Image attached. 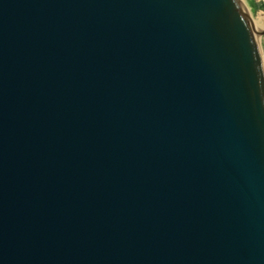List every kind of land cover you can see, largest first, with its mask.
Wrapping results in <instances>:
<instances>
[{
    "label": "water",
    "instance_id": "obj_1",
    "mask_svg": "<svg viewBox=\"0 0 264 264\" xmlns=\"http://www.w3.org/2000/svg\"><path fill=\"white\" fill-rule=\"evenodd\" d=\"M240 0H0V264H264V64Z\"/></svg>",
    "mask_w": 264,
    "mask_h": 264
},
{
    "label": "rangeland",
    "instance_id": "obj_2",
    "mask_svg": "<svg viewBox=\"0 0 264 264\" xmlns=\"http://www.w3.org/2000/svg\"><path fill=\"white\" fill-rule=\"evenodd\" d=\"M247 11L249 19L255 23L257 19H262V25L255 26L259 31L264 30V0H240ZM262 17V18H260ZM253 23V24H254ZM259 47L264 54V35L259 36Z\"/></svg>",
    "mask_w": 264,
    "mask_h": 264
},
{
    "label": "bare ground",
    "instance_id": "obj_3",
    "mask_svg": "<svg viewBox=\"0 0 264 264\" xmlns=\"http://www.w3.org/2000/svg\"><path fill=\"white\" fill-rule=\"evenodd\" d=\"M248 17H249V16H248ZM260 18H262V17H260ZM250 21H251V20H250ZM262 21H263L262 19H257V21H255V23H256L257 25L260 26V25H262ZM251 23L253 24L254 22L251 21ZM255 23L253 24L254 27L257 26ZM255 28H256V27H255ZM256 29H257V28H256ZM257 30H258V29H257ZM258 42H259V40H258ZM259 46H260V45H259Z\"/></svg>",
    "mask_w": 264,
    "mask_h": 264
},
{
    "label": "built area",
    "instance_id": "obj_4",
    "mask_svg": "<svg viewBox=\"0 0 264 264\" xmlns=\"http://www.w3.org/2000/svg\"><path fill=\"white\" fill-rule=\"evenodd\" d=\"M261 54H262V52H261ZM262 58H263V64H264V54H262Z\"/></svg>",
    "mask_w": 264,
    "mask_h": 264
}]
</instances>
